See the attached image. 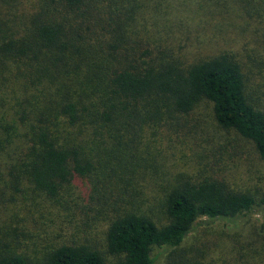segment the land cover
<instances>
[{
	"label": "trees",
	"instance_id": "obj_1",
	"mask_svg": "<svg viewBox=\"0 0 264 264\" xmlns=\"http://www.w3.org/2000/svg\"><path fill=\"white\" fill-rule=\"evenodd\" d=\"M195 8L264 31V0H0V264H154L162 256L165 264H264V224L244 232L264 195L220 170V179H176L163 200L166 224L135 207L137 180L155 174L149 158L167 126L200 104L234 139L222 149L264 165V103L251 78L231 55L188 59L179 42ZM26 191L58 207L73 206L66 196L74 194L97 205L117 200L102 217L106 251L87 240L30 244L10 225L26 223L17 202ZM203 219L220 228L206 230L205 245H184Z\"/></svg>",
	"mask_w": 264,
	"mask_h": 264
},
{
	"label": "rangeland",
	"instance_id": "obj_2",
	"mask_svg": "<svg viewBox=\"0 0 264 264\" xmlns=\"http://www.w3.org/2000/svg\"><path fill=\"white\" fill-rule=\"evenodd\" d=\"M196 11L195 8L184 14L187 15L186 20L189 21L190 27L186 30V26H180L177 31L179 42L183 44L186 40L185 51L189 53L188 59L223 53L231 55L242 65L247 77L251 78V88L256 99L264 103V31L257 30L256 23L245 26L236 17L234 20L228 19L227 16L207 19L199 16ZM187 37L190 41L186 39ZM192 39H194L193 43H191ZM186 119L185 123L179 119L172 126H167L169 129L162 137L165 140L163 148L158 149L159 153L155 157L149 158V164L156 167H154L155 174L151 175V178L140 177L137 180L140 184L136 189L139 201L136 202L135 207H142L161 225L167 223L164 196L171 184L180 176L194 180L200 176L220 179L222 177L218 174L220 170L234 186L264 195V165L252 155L248 160H243L240 153L235 158V153L222 149L227 142H233L234 139L214 126L210 117V106L200 104ZM191 125L193 129L190 128ZM184 127L194 131L190 139ZM213 149H221V151L209 154ZM111 183L110 189L113 195L107 196L109 201L117 195V179ZM118 185L119 190H123L124 185L121 183ZM107 191L109 192V189ZM66 197L73 201V206L66 203L64 207H58L42 194L26 191L22 196L17 197L18 207L26 223L15 222L10 225L18 224L20 226L18 228L25 236H31L28 240L30 244L51 246L56 242L78 244L87 240L89 245L99 248L102 252L106 251L103 242L105 220H102V217L105 214L109 216V212L117 208V200L114 199L110 205H107L106 197L97 205L77 194ZM1 216L0 225L1 218H5L3 212ZM201 221L199 225L207 227L198 228L196 232L198 237L194 238L195 234H191L184 245L193 247L205 245V241L212 239L210 236L206 237L204 234L206 230L220 228L219 223L204 219ZM260 224H264V209H255L244 232L249 233ZM106 258L109 262L113 261L109 255H106ZM154 264H165V257L158 258Z\"/></svg>",
	"mask_w": 264,
	"mask_h": 264
}]
</instances>
